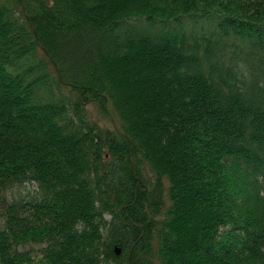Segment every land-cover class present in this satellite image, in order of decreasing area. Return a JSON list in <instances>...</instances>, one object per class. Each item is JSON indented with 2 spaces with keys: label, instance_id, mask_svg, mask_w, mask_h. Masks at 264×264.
<instances>
[{
  "label": "trees",
  "instance_id": "obj_1",
  "mask_svg": "<svg viewBox=\"0 0 264 264\" xmlns=\"http://www.w3.org/2000/svg\"><path fill=\"white\" fill-rule=\"evenodd\" d=\"M0 264H264V0H0Z\"/></svg>",
  "mask_w": 264,
  "mask_h": 264
},
{
  "label": "rangeland",
  "instance_id": "obj_2",
  "mask_svg": "<svg viewBox=\"0 0 264 264\" xmlns=\"http://www.w3.org/2000/svg\"><path fill=\"white\" fill-rule=\"evenodd\" d=\"M89 116L91 120H95V122H99L102 125L111 126V123L108 121V118L104 115H102L98 109V106L95 103H89L87 104ZM23 192H30L34 193L35 191V185L27 184L26 187H24Z\"/></svg>",
  "mask_w": 264,
  "mask_h": 264
},
{
  "label": "water",
  "instance_id": "obj_3",
  "mask_svg": "<svg viewBox=\"0 0 264 264\" xmlns=\"http://www.w3.org/2000/svg\"><path fill=\"white\" fill-rule=\"evenodd\" d=\"M119 251V249H117Z\"/></svg>",
  "mask_w": 264,
  "mask_h": 264
},
{
  "label": "bare ground",
  "instance_id": "obj_4",
  "mask_svg": "<svg viewBox=\"0 0 264 264\" xmlns=\"http://www.w3.org/2000/svg\"><path fill=\"white\" fill-rule=\"evenodd\" d=\"M111 119H112V117H111Z\"/></svg>",
  "mask_w": 264,
  "mask_h": 264
}]
</instances>
